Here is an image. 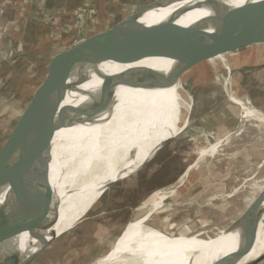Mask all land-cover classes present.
Here are the masks:
<instances>
[{
    "label": "rangeland",
    "instance_id": "1",
    "mask_svg": "<svg viewBox=\"0 0 264 264\" xmlns=\"http://www.w3.org/2000/svg\"><path fill=\"white\" fill-rule=\"evenodd\" d=\"M143 1L0 0V9L2 5H7L5 12L0 15V63L8 57L9 52L18 48L22 40L56 28L57 26L51 25L55 18L60 19L58 26H61L78 20L81 14L90 17L118 12L122 8L139 5ZM28 8H32L33 12L37 10L39 20L34 18L36 14L32 17L28 16ZM166 10L151 12L141 22L151 25ZM41 21H44V25ZM40 26L42 28L38 29L37 27ZM43 64L44 60L38 58L33 67L34 73L42 72L43 69L36 70V67ZM101 65L85 69L88 81L83 85L74 86L71 82L54 85L12 105L10 108L16 116L10 124L11 128H14L9 138L5 141L0 140V149L10 139L17 140L25 135L26 131L30 135L40 134L42 126L49 119L63 121L65 125L51 129L54 127L52 125L50 127L52 131L78 123L81 125L91 113L103 111L102 107H98L102 97L97 100L98 102L93 101L92 106L89 105L92 95L83 111L92 76ZM188 65L190 67L186 66L188 68L185 70L183 67L184 71L182 70L181 74L184 75L183 78L181 77L182 85L190 79L188 84L191 98L188 103L189 118L185 129L170 139L139 171L107 189L81 219L82 221L54 240L33 264H89L106 256L127 226L141 217L143 211L147 213L150 211L159 193L177 186L179 187L175 197L161 204L162 211L156 213L150 221V227L161 233L170 234L173 238L199 234L203 239H213L219 230L229 227L250 206L264 188V170H262L264 169V120L261 123L253 117H241L244 115L243 108H253L264 118V78L251 74L241 76L238 71H228L222 66H216L207 84L194 94L197 83L193 82L198 78L195 71L200 75L205 65L200 64L199 67ZM188 75L195 79L192 80ZM186 76L189 77L188 80L185 79ZM182 92L179 91L176 102L185 95ZM227 100L229 103L226 102ZM221 101L226 104L223 105ZM104 104L106 106V103ZM244 104L246 107L243 106ZM54 106H56L55 110ZM47 109H49L48 113L45 112ZM52 110L54 111L50 113ZM2 113L0 118L3 116L5 118ZM7 113L9 114V111ZM2 121L4 120L0 119V128ZM215 144H219L215 153L202 158ZM240 153L242 156L239 155ZM133 156L131 155L130 158ZM199 156L202 159L199 160ZM197 159L199 163L192 170L188 180L184 178L185 180L179 184V179ZM250 186L252 189L249 188ZM258 201L260 202L259 198L255 206ZM263 208L264 202H261L259 209ZM1 209H3L2 202ZM22 211L23 207L15 213V219L9 229L16 223ZM260 254L249 255L240 264L249 263L257 259Z\"/></svg>",
    "mask_w": 264,
    "mask_h": 264
},
{
    "label": "bare ground",
    "instance_id": "2",
    "mask_svg": "<svg viewBox=\"0 0 264 264\" xmlns=\"http://www.w3.org/2000/svg\"><path fill=\"white\" fill-rule=\"evenodd\" d=\"M244 1L226 0L224 3L235 6ZM187 3L189 2L186 0L173 4L151 25L167 20L170 13L179 11ZM207 14L205 10H194L177 20V24L188 26ZM252 28L264 32V20L254 23ZM236 54L245 55L247 59H251V62L264 67V44L242 48ZM184 64L173 65L172 62L164 59H148L130 66L116 64L109 79L106 106L104 104L102 107L103 111L91 113L81 125L51 131L52 146L48 152V159L44 162L45 164L52 160L43 192V198L46 199L50 208L44 221L45 226L36 230L25 228L27 218L22 211L16 223L9 229L11 240L1 246L3 255L11 256L16 253L20 256L21 262L29 260L46 241L52 239V233L58 238L74 228L89 208L97 203L109 182L132 175L142 164L152 158L163 142L174 138L185 129L189 118L188 103L191 97L189 96L190 85L181 84ZM104 65L102 64L92 76L83 111L92 95V82ZM216 68L211 65L204 66L197 78L194 94L202 90ZM179 91H184L185 96L176 102ZM226 102L229 103L228 100ZM55 107H53L54 110ZM48 110L45 112L48 113ZM243 110V117H253L263 123L264 118L253 108H243ZM28 133V131L24 132L25 135L20 136L19 139L30 141V143L34 139L39 141L40 134H34L37 135L34 136ZM218 145L215 144L202 158L213 155ZM6 149L7 144L0 149L2 150L0 169L6 172L5 176H8L7 180L0 179V202L3 203L2 214L10 226L15 219V213L23 207V197L29 190L32 171L28 172L21 163L10 174L15 165V157H9ZM131 155H134L133 158H130ZM40 167L44 165L41 164L38 168ZM185 177L184 175L179 179V184L185 180ZM178 187L159 193L150 211L148 213L143 211L144 214L141 217L132 221V224L127 226L128 231L127 228L124 230L111 253L95 264H215L229 254L234 255L240 264L247 256L264 252L263 222L240 227L219 240L215 238L224 236L226 229L219 230L214 238L211 236L213 239L206 240L199 234L173 238L170 234L161 233L150 227L153 216L162 211L161 204L174 198ZM260 193L262 194L259 197L260 202L256 203L257 208L261 202H264V188ZM56 217L58 220L54 225ZM128 232H130L129 235H127ZM242 246V254H240Z\"/></svg>",
    "mask_w": 264,
    "mask_h": 264
},
{
    "label": "water",
    "instance_id": "3",
    "mask_svg": "<svg viewBox=\"0 0 264 264\" xmlns=\"http://www.w3.org/2000/svg\"><path fill=\"white\" fill-rule=\"evenodd\" d=\"M184 1L186 0H144L139 5L72 21L28 39L0 63V114L45 88L67 82L74 86L83 85L88 81L85 69L106 63L130 66L148 59H164L173 65L186 63L222 66L228 70L241 69L264 75L262 66L251 62L245 55L236 54L242 48L264 44V32L252 28L254 23L264 20V0H245L235 6L224 3L226 0H187L189 3L179 11L170 13L168 19L163 22L153 25L141 22L151 12L168 9L173 4ZM194 10H205L208 14L188 26L177 24V20ZM38 58H42L44 64L36 67V70H43L34 73L33 67ZM52 125L65 126L63 121L52 118L42 126L39 141L34 139L30 143L24 139L13 138L7 143L6 154L15 157V165L10 174L21 163L28 172L32 171L29 190L23 197V213L27 218L25 228L30 230L44 227V221L50 211L46 199L43 198V192L52 161L44 164L52 146ZM168 141L159 146L151 159ZM198 159L185 172L187 180ZM41 164L44 167L38 168ZM5 173L0 169L1 180H7ZM125 179L127 177L109 182L102 196L107 189ZM262 193L226 228L224 236L215 240L225 238L240 227L264 223V208L259 209L254 205ZM5 219L0 202V264H33L57 239L52 233V239L46 241L37 253L23 263L16 253L11 256L2 254L1 246L11 240ZM57 220L58 217L54 225ZM242 248L243 246L240 254ZM236 259L234 255L229 254L215 264H239L240 261ZM98 260L89 264H95ZM263 262L264 252L246 264Z\"/></svg>",
    "mask_w": 264,
    "mask_h": 264
},
{
    "label": "crops",
    "instance_id": "4",
    "mask_svg": "<svg viewBox=\"0 0 264 264\" xmlns=\"http://www.w3.org/2000/svg\"><path fill=\"white\" fill-rule=\"evenodd\" d=\"M115 1V0H114ZM117 1V0H116ZM119 1V0H118ZM140 1H143V0H140ZM18 3V2H17ZM10 4H12V2L10 3ZM65 4V3H64ZM45 6V5H44ZM9 8H12L13 9V7H9ZM47 8V7H46ZM27 12H29V14H28V16H30L31 15V17L32 16H34L35 14H36V12H37V10L36 11H32V8H28L27 9ZM38 13V12H37ZM37 15V14H36ZM64 15L66 16V13L64 12ZM35 19H38L39 20V15H37V16H35L34 17ZM28 20H29V18H28ZM30 21V20H29ZM8 22V21H7ZM42 23H43V25H44V21H41ZM41 23V24H42ZM8 28V27H7ZM38 29H40V28H42L41 26L40 27H37ZM43 33V32H42ZM41 33V34H42ZM40 35V34H39ZM35 36H38V35H35ZM35 36H33V37H30V38H27V39H24V40H22L23 42L22 43H24V42H26L28 39H31V38H34ZM21 43V44H22ZM20 44V45H21ZM16 50V49H15ZM14 50V51H15ZM12 53V51L11 52H9L8 53V56L10 55ZM186 65H188V64H186ZM199 65L200 64H193V66L194 67H199ZM115 66H116V64H114V63H106L103 67H102V69H101V71L98 73V76L94 79V81H93V86H92V90H93V92H92V96H91V99H90V101H89V105H91L92 106V103H93V101H96V102H98L97 100L100 98V97H102L101 99H100V102H98V107H103L104 106V103H105V100H106V93H107V89H108V83H109V79H110V76H111V74H112V72H113V70H114V68H115ZM260 66V65H259ZM188 67H190V65H188ZM264 68V67H263ZM233 71H238V72H240V74H241V76H243L244 74H251V75H254V76H258V77H261V78H264V75H260V74H255V73H249V72H246V71H244V70H241V69H235V70H233ZM195 74H197V76H199V74L195 71ZM189 76V75H188ZM181 77H183V76H181ZM192 80L193 79H195L193 76L191 77V76H189ZM188 83H190V81L189 82H184V85H189ZM184 87V86H183ZM184 92V91H183ZM182 92V93H183ZM185 96V95H184ZM183 96V97H184ZM101 104H103V105H101ZM11 107V106H10ZM7 108L3 113H4V115H5V118H4V116L2 117V118H0V119H2V120H4V121H2V128H0V140H6L7 138H9V136H10V134L12 133V131H13V128L14 127H12L11 128V124L10 123H12V120H13V117H15L16 116V113L13 111V110H11V108ZM90 107V106H89ZM7 111H9V114L7 113ZM2 113V114H3ZM2 116V115H1ZM0 116V117H1ZM80 123H78V124H76V125H74V126H78ZM71 127V126H70Z\"/></svg>",
    "mask_w": 264,
    "mask_h": 264
},
{
    "label": "built area",
    "instance_id": "5",
    "mask_svg": "<svg viewBox=\"0 0 264 264\" xmlns=\"http://www.w3.org/2000/svg\"><path fill=\"white\" fill-rule=\"evenodd\" d=\"M7 7V5L6 4H4V5H2V7H1V9H0V15L2 14V13H4L5 12V8ZM91 17V16H90ZM86 18H89V16H85L84 14H81L79 17H78V20H81V19H86ZM77 21V20H76ZM59 23H60V19L59 18H55L54 20H53V22L51 23V25H53V26H57L58 27V25H59Z\"/></svg>",
    "mask_w": 264,
    "mask_h": 264
},
{
    "label": "trees",
    "instance_id": "6",
    "mask_svg": "<svg viewBox=\"0 0 264 264\" xmlns=\"http://www.w3.org/2000/svg\"><path fill=\"white\" fill-rule=\"evenodd\" d=\"M186 66H188V65H186V63H185V64H184V70L188 68V67H186ZM184 70H183V71H184ZM182 76H184V75H182ZM182 78H183V77H182ZM185 79L188 80L189 77L186 76ZM189 81H190V79H189ZM196 82H197V80H195L193 83H196Z\"/></svg>",
    "mask_w": 264,
    "mask_h": 264
}]
</instances>
